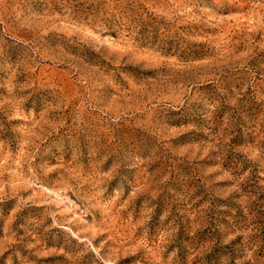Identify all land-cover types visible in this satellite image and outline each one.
Returning a JSON list of instances; mask_svg holds the SVG:
<instances>
[{"label":"rangeland","instance_id":"rangeland-1","mask_svg":"<svg viewBox=\"0 0 264 264\" xmlns=\"http://www.w3.org/2000/svg\"><path fill=\"white\" fill-rule=\"evenodd\" d=\"M0 264H264V0H0Z\"/></svg>","mask_w":264,"mask_h":264}]
</instances>
